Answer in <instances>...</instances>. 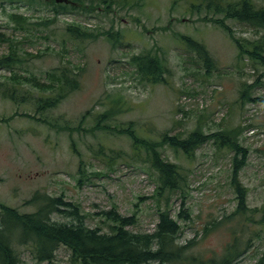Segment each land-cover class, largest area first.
Masks as SVG:
<instances>
[{"label": "rangeland", "instance_id": "obj_1", "mask_svg": "<svg viewBox=\"0 0 264 264\" xmlns=\"http://www.w3.org/2000/svg\"><path fill=\"white\" fill-rule=\"evenodd\" d=\"M16 1L0 0V32L18 44L25 62L11 73L0 69V82L7 81L12 71L43 82L46 74L68 67L80 76V89L57 108L43 113H35L32 104L16 106L0 97L1 204L31 213L37 207L31 201L36 194L63 196L65 201L80 206L91 228L99 225L100 212L115 206L123 216L135 214L131 229L151 233L157 223L155 173L146 164L130 160L132 151L125 135L112 130L90 131L98 117L110 111L109 117L101 119L102 126L126 129L132 123L140 135L154 141L166 131L184 137L198 125L205 133L242 127L239 142L248 149V157L240 179L248 188V206L264 207V107L240 98L246 91L250 98L264 99V70L247 58L238 59L237 47L228 33L202 19L213 14L206 16L207 10L198 13L192 7L200 0H114L109 12L104 11L106 4L95 5L93 12L79 9L27 31L18 30L8 20L9 14L29 17L30 22L51 20L52 5L34 11L26 7L25 0ZM253 1L264 5V0ZM84 3L88 5L89 0ZM225 23L238 39L264 35V31L235 21ZM68 24L91 33L108 31L109 35L94 41H75L64 31ZM183 36L205 45L213 63L209 73L204 62L187 50L180 39ZM9 46L8 41L0 42V57L9 53ZM146 51L165 63L164 82L149 83L131 65L133 56ZM143 64L153 69L149 60ZM25 90H31L27 83L20 92ZM15 112L20 115L5 121ZM24 113L34 118L21 115ZM49 122L56 127H50ZM60 125L74 130L59 131ZM99 149L101 153L96 154ZM114 152H121V158L109 163ZM163 157L183 166L186 179L182 192L167 199V208L181 228L178 244L194 240L190 252L205 259L220 257L231 241L229 228L236 221L212 229L205 238L203 233L235 208L229 186L231 154L207 143L195 151L191 161L168 147L163 148ZM160 206H164L163 199ZM178 213L182 217L177 218ZM258 228L252 226V230ZM248 235L236 233L244 238ZM256 235L264 239V229L252 234V239ZM18 251L22 264H37L29 247L22 246ZM252 254L251 248L236 264H252ZM68 257V252L60 248L52 264H70Z\"/></svg>", "mask_w": 264, "mask_h": 264}, {"label": "trees", "instance_id": "obj_2", "mask_svg": "<svg viewBox=\"0 0 264 264\" xmlns=\"http://www.w3.org/2000/svg\"><path fill=\"white\" fill-rule=\"evenodd\" d=\"M72 1L76 6L57 4L54 0L47 2L25 0L26 7L34 11H39L40 7H45L48 3L51 4L53 18L30 22L29 17L9 14L8 20L17 25L18 30L27 31L31 28L47 26L54 23L57 16L79 9L88 13L93 12L100 4H106L107 8H104V11L109 12L114 0H89L88 5L84 3L85 0ZM16 2L20 3L21 0ZM192 7L198 13L207 10L206 16L209 13L213 14L210 18L202 19L228 33L237 47L239 60L243 61L247 58L264 70V35L253 40L238 39L225 23V20H231L255 31H264V5L258 6L253 0H200L199 4ZM216 15L221 18H215ZM64 31L72 40L82 42L94 41L103 34L109 35L108 31L91 33L75 24L66 25ZM180 39L189 52L194 53L204 62L205 69L209 73L213 63L205 45L187 36ZM3 41H8L10 46L9 53L0 57V69L9 70L11 73L14 67L21 65L25 60L18 53V44L12 43L4 33L0 32V42ZM145 60H149L152 70L145 68L143 64ZM131 63L149 83L165 81L163 78V73L166 71L165 63L151 51L133 56ZM74 71L68 67L55 69L52 74H46L43 82L36 77H22L12 71L7 81L0 82V97L16 106L32 104L36 108L35 113H43L46 109L57 108L72 92L80 89V76ZM26 83L31 86V90L20 92L22 85ZM240 98L243 102L248 100V102L260 103L264 107V99L250 98L246 91L241 93ZM109 114L111 112L106 111L100 115L95 127L90 131L112 130L116 134L125 135L132 151L130 160L146 164L155 173L157 185L153 198L158 208L157 223L153 231L151 233L134 231L131 228L136 223L135 214L123 216L117 212L115 206L108 211L100 212L99 225L91 228L86 225L87 216L79 205L65 201L63 196L50 197L36 194L31 201L36 203L37 207L31 213H20L0 203V264H22L18 251L22 246L31 249V255L37 264H52L60 248L68 252L70 264H236L246 251L252 248L250 245L253 240L252 234L255 235L264 229V207L252 209L248 206V188L240 179V172L246 165L248 157V149L239 142L243 128L205 133L198 125L184 137L179 133L171 135L166 131L160 134L158 141H154L140 135L132 123L126 129L102 126L101 119L109 117ZM18 115L20 114L15 112L5 121L8 122ZM21 115L34 118L26 113ZM48 125L55 126L50 122ZM57 128L59 131L74 130L66 125ZM207 143H212L218 150L231 154L229 186L236 205L229 216L224 217L220 222H212V228H205L203 238L207 237L212 229H217L221 225H231L234 221L236 223L229 228L231 241L225 246L220 257L212 255L205 259L190 252L195 245L194 240L184 245H179L177 242L181 228L167 208V199L171 194L182 192L186 179L183 166L163 157V148L168 147L175 154L180 153L191 161L195 151ZM101 150L99 149L96 154ZM119 158L121 152H114L113 156L108 158L109 163H115ZM162 199L164 206L161 208ZM176 217L182 215L178 213ZM184 218L189 219V216L184 215ZM101 225L107 230L105 231ZM252 226L259 228L252 230ZM237 232L249 235L244 238L236 236Z\"/></svg>", "mask_w": 264, "mask_h": 264}, {"label": "flooded vegetation", "instance_id": "obj_3", "mask_svg": "<svg viewBox=\"0 0 264 264\" xmlns=\"http://www.w3.org/2000/svg\"><path fill=\"white\" fill-rule=\"evenodd\" d=\"M47 2V0H44ZM61 4H65L68 6H76V4L72 0H68V2H63ZM263 235L256 237L252 240V260L254 261L252 264H264V239ZM256 243L258 245L256 246Z\"/></svg>", "mask_w": 264, "mask_h": 264}, {"label": "water", "instance_id": "obj_4", "mask_svg": "<svg viewBox=\"0 0 264 264\" xmlns=\"http://www.w3.org/2000/svg\"><path fill=\"white\" fill-rule=\"evenodd\" d=\"M55 3L57 4H60V3H63V2H68V0H54Z\"/></svg>", "mask_w": 264, "mask_h": 264}]
</instances>
